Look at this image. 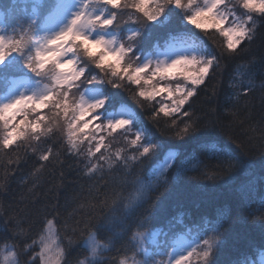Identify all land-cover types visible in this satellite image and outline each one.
Wrapping results in <instances>:
<instances>
[{"label": "trees", "instance_id": "obj_1", "mask_svg": "<svg viewBox=\"0 0 264 264\" xmlns=\"http://www.w3.org/2000/svg\"><path fill=\"white\" fill-rule=\"evenodd\" d=\"M10 5L0 0V9L14 13ZM256 12L239 18L241 35L222 48L210 34L212 16L179 27L197 32L201 47L181 99H145L124 83L115 91V102L138 110L136 136L60 126L45 137L0 133V252L10 246L27 264L48 222L61 264L86 256L91 233L106 247L93 264H118L132 251V235L152 227L198 231L208 264H244L264 250V7ZM109 80L115 87L117 79ZM171 147L174 164L154 180V163Z\"/></svg>", "mask_w": 264, "mask_h": 264}, {"label": "rangeland", "instance_id": "obj_2", "mask_svg": "<svg viewBox=\"0 0 264 264\" xmlns=\"http://www.w3.org/2000/svg\"><path fill=\"white\" fill-rule=\"evenodd\" d=\"M89 1L61 0L60 6L49 17L41 35L39 48L41 67L47 64L46 68L51 71L52 83L49 85L45 81L32 82L22 78L14 80L9 92L1 97L0 109L4 108L8 111L5 110L10 120L4 121L5 123L0 122V133L7 136L15 131L10 135L16 139H23L31 130L35 132L39 130L37 134L45 137L46 131L57 130L60 126V131L65 132L76 130V128L81 131L96 127L110 134L115 131H127L129 134L132 133L131 135H136L135 128L129 121L132 116L130 108L123 105L117 109L110 107L115 100V91L120 92L121 85L124 83L127 87L135 85L138 95L145 99H149L154 93L160 94L159 97L165 99L167 92L161 94L160 91L166 88L169 90V98L173 96V99H181L186 91L185 78L198 51L197 42L192 36H184L186 34L174 36L173 39L150 48L148 45L153 36H159L166 29H178L186 25L187 20H201L203 16L200 15L197 5H203L204 12L214 14L220 20L219 22L224 23L223 12L227 10L226 13L236 14L237 17L234 16L224 28L228 31L230 39L237 40L244 27L242 19L239 18L244 15L248 17L256 15V11L264 7L263 0H148L149 6L143 8L146 0H123L115 26H124L127 36L136 33L140 35L133 42L135 53L139 55L138 59L127 58L121 61L123 63L118 59L115 63H111L104 55L92 56L83 50L84 56L81 57V63L77 65L73 49L67 41L72 33L78 34L92 46H104L107 54L113 58H118L120 55L118 35L101 32L93 27L94 20L106 21L108 17H104L101 11L96 12L91 9L88 6ZM207 24L209 28L212 22L208 21ZM217 24L216 30H211L210 34L215 44L222 48L226 39L221 31L223 28L219 26V23ZM187 27L194 26L189 23ZM16 28L20 36L22 27L16 26ZM151 32L156 33L150 34ZM15 34H8L0 16L1 63L12 68L15 67V58L20 52L18 45L23 44V41H16L17 45L14 47L12 42ZM6 43L11 45L8 51H4L3 48ZM52 58L58 59V68L53 66ZM142 68H147L153 75H161V78L158 81H151L145 73H138V70ZM192 69H195L194 65ZM79 72L84 73V79L79 81L78 90L80 91L76 90L72 93L71 89H68L63 96L62 91L60 96L43 104V96L55 83L68 84L73 79H77ZM179 74L184 76L176 78ZM109 78L117 79L115 87L109 84ZM132 81H135V84ZM77 96L80 121L73 120L69 107L71 100ZM104 96L106 101L97 105L98 100ZM118 96L121 97L119 94ZM30 102H33L35 106H27ZM90 110L94 111L91 113ZM96 116H104L105 120L101 119L98 123ZM21 121L23 122L20 123ZM13 133H16L17 137L12 135ZM11 136L10 139H12ZM110 145L111 142L108 141V146ZM104 155H98V160H103L106 157V154ZM169 155L171 153H168ZM166 163L167 160L160 162L158 170H162ZM169 239L158 229L138 233L133 237V253L122 258L118 264H208L209 249L207 250L205 245L201 252H197V241L194 237H173L170 241ZM36 243L37 252L27 257L26 262L61 264L60 239L51 222L46 224L43 234ZM84 243L87 255L75 264H93L100 260L104 246L96 241L93 235L88 236ZM16 256L14 250L5 245L1 248L0 264H19Z\"/></svg>", "mask_w": 264, "mask_h": 264}]
</instances>
